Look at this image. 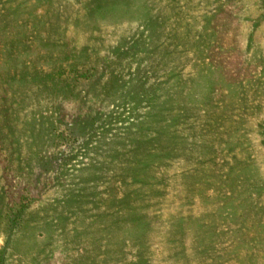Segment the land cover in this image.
<instances>
[{
    "label": "rangeland",
    "instance_id": "1",
    "mask_svg": "<svg viewBox=\"0 0 264 264\" xmlns=\"http://www.w3.org/2000/svg\"><path fill=\"white\" fill-rule=\"evenodd\" d=\"M0 264H264V0H0Z\"/></svg>",
    "mask_w": 264,
    "mask_h": 264
}]
</instances>
